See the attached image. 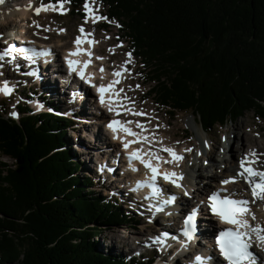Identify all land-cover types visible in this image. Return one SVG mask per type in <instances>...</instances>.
I'll return each instance as SVG.
<instances>
[{
	"label": "trees",
	"instance_id": "16d2710c",
	"mask_svg": "<svg viewBox=\"0 0 264 264\" xmlns=\"http://www.w3.org/2000/svg\"><path fill=\"white\" fill-rule=\"evenodd\" d=\"M98 1L155 82L147 91L172 116L192 112L206 132L251 110L264 121V0ZM67 2L84 15L85 0ZM26 98L19 118L0 112V152L22 160L0 161V264H152L153 254L100 249L102 229L134 228L137 216L78 173L73 121L33 111Z\"/></svg>",
	"mask_w": 264,
	"mask_h": 264
},
{
	"label": "rangeland",
	"instance_id": "374dc122",
	"mask_svg": "<svg viewBox=\"0 0 264 264\" xmlns=\"http://www.w3.org/2000/svg\"><path fill=\"white\" fill-rule=\"evenodd\" d=\"M40 3H52L56 5V2L52 0H38L37 4L39 5ZM83 5L81 7L82 11L84 8ZM89 5L90 7H93L91 9L95 15L106 18L107 7L105 5H103L97 0H90ZM57 7H59V5H57ZM63 8L67 9V11L60 12L48 10L41 11L39 14H37L34 9H32L28 17H24L22 21H15V25L8 28L7 32H11V36L15 38H19L20 36L38 38V35H40V38L38 39H45V37L49 36L51 39V44L54 45H56L58 40H60V44H57V48H59L61 50V53H63L62 47H71L72 42L74 41V37L77 35V33H80L79 26L83 25V27H86L87 30L93 32L94 35L98 36V45L96 46L99 48V52H101L100 56L104 59V61L108 62L109 67H121L122 64H124L123 62L125 60H130V62L127 63V78L123 81L121 89H123V92H127V95L131 100H135L136 102H138L139 105L143 104V108L145 110L143 108L141 109H143L147 113V115L149 114L148 116H151L150 119L149 117H147L146 122L148 124H151V126L155 128L154 130L156 132L154 133L155 135L160 137V139H158L159 141L169 142V144L175 145V147H177L178 149H191L192 154L185 158L184 162L182 163L183 167H187L193 164L194 169L196 168V175L200 172H203L204 174L202 175V177H204L206 175L209 164H211L212 161L215 164V166H213V171H217L221 175V170L224 169V165H227V171H231L234 168L233 165L239 158V154H244L250 151L252 147L253 149L254 147H259V149L257 148V150H261L260 152L256 153L261 157L260 164L264 167V121L258 119L255 116L253 110L246 111L243 116L239 117L235 121L227 122L223 126L219 125L210 132H206L202 128L199 117L193 114L192 112L177 111L176 114L172 116L171 112L168 111V108L164 107L163 105H160V102H158V100L156 99V93L150 94L149 91H147L155 82H151V80L149 79V72L147 68H145L142 61L132 54L133 52L130 48L129 38L120 28V23L118 21L114 20L110 22L107 21V23H104L105 19H98L95 21V23H93L91 16L87 21H85V19L79 16L78 14H74L70 3H64ZM83 17H85V15ZM99 22H101V24ZM37 24H39L40 27H37ZM61 28L64 29V31H59V29ZM3 29L5 30L4 27H0V38L3 36L4 33L6 34V30L2 31ZM113 52L116 53L115 55L111 56ZM129 52L131 53V57H128L126 55ZM105 58H110V60H106ZM99 61L100 60L98 59L97 63ZM11 71V69L4 70L3 73H1L0 71L1 83H3V76L6 75V73L7 76L11 74V78L15 80L17 79L19 74L15 76V74H12ZM51 82L53 83V79ZM58 83L59 82L57 81V88L58 85H60ZM25 84H33L32 88L36 86V84L32 82V80L26 81L23 79V83L19 86V89L22 88V86H24ZM27 88L28 87H25L26 92L23 89H17L15 93H10L9 96H7V94L2 95L0 93V112L4 113L6 116L19 118L20 115L12 116L11 113L18 112L16 105L19 101L21 102V100L25 99L27 96L28 98L31 97L30 93L27 91ZM39 88L43 92H46L48 90L52 91L50 88L48 89L44 85ZM55 89L54 93L56 95L54 94L52 96V101L56 105L60 106V110L63 115L67 116L71 120H73L74 118L73 125L71 123V125L67 128V136H69L70 143L72 144V149L77 153V155L80 154L79 160L82 161L84 165V172L80 170V172L78 173L80 175L91 174L92 176H95L99 180L98 183H95L93 186L94 192L100 193L104 196H110L114 199L118 198L123 208L127 209L128 212L137 216L138 223L134 228L116 226L106 227L102 229L103 232L99 235V240H101L99 242L101 245L100 249L102 250L107 247L111 255H126V257L128 258L135 257L140 254H142V256L144 257H147L149 254H153V256L155 255L159 257L161 255L160 251H147V249H149V246H147L146 244L142 245V243L145 240L146 236H148L147 234L150 232L149 229L153 228L156 233L160 232V226L166 222V219H163V217H155V219L152 221V224L149 225V222L147 220L150 219L149 215L151 216L153 214H151V212H144L143 210L141 211L135 205L131 206L126 201H123L128 197V195H126L125 193H123L124 191H122L125 186L120 185L119 188L122 191L121 193L117 191L115 187L109 184V178L107 179L104 178V175H99V172L94 169V164L97 161L95 158L96 156H94L93 153L87 155L85 151L83 152V150H85V147H82V143H86L85 138L83 136L86 132L83 133V130L84 128L90 129L91 126L89 127L88 124L93 121L88 116H85L84 120L81 119L79 115L75 116L72 110L79 107L77 102L72 107L69 96L64 92H61L63 95H57L58 91H55ZM46 96H49V92H46ZM35 106L37 108V102H35ZM133 121L135 122L136 120L133 119ZM194 128H197L199 130V133L201 132L205 136H208V141L210 142V144H212V146L215 145L214 148L216 149V153L215 155H213V158L210 155H208L209 157H205L203 151L197 152L198 147H200V141L198 140L197 132L194 131ZM156 129H158V131ZM245 130H247V132ZM244 132L245 136L249 138L247 145L243 143ZM74 133L76 135H73ZM242 143L243 145H241ZM86 144L88 148L89 143ZM224 155L228 158V161L220 162ZM0 161L8 163L11 166H15L17 164L16 159L10 156L3 155L1 152ZM107 166L109 167L110 165ZM114 177L110 178V180H115L113 179ZM209 181L212 182L211 179ZM204 194L206 193L204 192ZM124 203H126V205ZM255 213H257V211H255ZM262 221L264 224V217H262ZM202 226L205 227V225ZM140 229H142L143 232L145 230L144 235L138 234ZM151 233L152 232H150V234ZM10 235L11 233H9V236ZM122 238H125V240H123ZM95 239L97 240L96 237ZM101 242L103 244H101ZM256 249L259 251V253H264V247L257 246ZM160 257L162 261L166 264H183V260H181V254L168 255L162 253Z\"/></svg>",
	"mask_w": 264,
	"mask_h": 264
},
{
	"label": "bare ground",
	"instance_id": "6f19581e",
	"mask_svg": "<svg viewBox=\"0 0 264 264\" xmlns=\"http://www.w3.org/2000/svg\"><path fill=\"white\" fill-rule=\"evenodd\" d=\"M37 2H38V0H4V3L0 4V27L1 28L4 27L6 30V34L4 33L3 36L0 38V42L2 41V39L5 41H11V40L15 39V37L11 36V32L10 33L7 32L8 31L7 29L10 28L11 26H14L15 21H17V20L22 21L24 19V17H28V15L30 14V11L32 9H35L37 6H39L37 4ZM5 30L3 29L2 31H5ZM85 33H87V32L85 31ZM79 34H81V33H79ZM81 36H82L83 42L80 46H83V45L87 46L90 49L93 57L95 55H97L96 51H94L92 48V47L96 46L95 39L92 38L91 36L85 38L82 34H81ZM26 39H31V37L20 36L18 38V40L20 42L21 41L23 42ZM88 39L94 40L95 43L92 45H89L87 42ZM59 41L60 40H58L57 44L59 43ZM57 44L53 45L56 47L54 49L56 54H55V59H54L55 62H53L51 64V65L57 64V67L56 68H50V67H47V66H49V64H44V62H42V64H41L42 67L40 68V72H39L40 78L43 77V80L49 79L44 83V86H46V88H48V89L50 88L52 91H54V89L56 88L55 83H57V81H58L56 78H54V79H56V81H53V83H52L51 81L53 79V76H54L55 72H61V70L63 68L62 59L60 57L61 50L59 48H57L58 47ZM61 45H62V43H61ZM76 47L77 46L74 44L71 47H65L64 46L62 48H63V50L65 49L64 52L65 51L69 52V50H74V49H76ZM79 56L83 57L84 54L81 53ZM97 57H101V56L98 55ZM74 60H77V59H74ZM99 60L101 61L100 63L102 65H104V63H103L104 59L102 58ZM96 64H97V61H95V63H93V66H92L93 68L91 69V71L89 70L90 73H93V76L91 77L92 82L93 81L102 82L105 80L113 81V80L118 79L117 77H115L113 75V71L114 70L120 71V69H121L120 67L114 66L112 68V70H108L106 68H103V71H100L101 67H97ZM79 66H80V64L78 65V67ZM87 71H88V68H86V72ZM122 74H123V71L121 72V75ZM80 80H81L80 77L74 73V79L71 83H69L65 87L66 88L65 93L69 96V98L72 102V107H73V105H75L76 102L79 105V107H77L76 109L72 108L73 109L72 112H74L75 116L79 115L80 118L83 120L85 119L84 118L85 116H88L93 121V122H90L88 124L89 127L91 126L90 129L84 128V130H83V133L86 132L85 135L82 134L85 138V142L89 143L88 148H87L86 143L85 144L82 143V147H85V150H83V152L85 151V153H87V155H89L90 153H93L94 156H96L95 158L97 161L94 164V169L96 171L103 173L106 176V178H109V184L112 185L113 187H115L117 189V191H119L121 193H122V191H124L123 193L127 194V192H129L128 187L136 186L137 183L140 181H146V179L150 175V172L144 167L143 164L139 163L138 161H134L136 170H133L129 166L128 159L125 155L126 151H131L133 148H142V150L146 153V158L151 156L152 154H155V155H158L159 157H161V160L158 161V163H164L163 161L170 160L171 156L169 153L165 154V152L163 151L161 146L171 147L177 153H180L183 155V159H181L179 161H173L172 163H164L166 165V167L165 166H159V170H160V168H163L162 171H168V172L174 171L176 173H183V179L179 181V183L181 184V187H175V186L171 185L168 188L174 192H180V190L183 188L192 189V191L187 190V193L188 192L192 193L191 196H189V195H186V196L181 195L180 196V204H178L177 207H179V206H181V207L183 206L184 208L189 207V206L191 207V206H193V202H199L201 200H206V196H203L202 190H205V192H209L210 190L212 191L213 187H215V186L216 187L222 186L227 191L234 189L233 183L229 182L228 184H222L221 181L227 179L228 177L235 176L236 173H237L236 177L239 178V175H238L239 165L237 166V164H236L237 162H235V164L233 165L234 168L231 171H227L228 170L227 165H224V169L221 170L222 174L220 175L217 171H213V166H215V164L211 161V164H209V167L207 169L205 176H207L208 178H211V180L213 182L216 181V183H212L215 186H211L210 182H207L204 184L205 180L202 179V175L204 174L203 172L202 173L200 172L196 175V173H197V172L195 173L196 168L194 169L193 164H191L189 166L186 165L187 167H183V165H182L185 158H187V156H190L192 154L191 153L192 151H185V148H184V150L183 149H177V148L172 147V145L169 144V142L159 141L158 139H160V137H158L154 133V132H156L154 130L155 128H151L150 125L146 122L147 117H149V119H150L151 116H148L149 114L148 115L146 114V112L144 111L145 109L143 108V104L139 105L138 102H136L135 100L130 103L129 102L130 99L119 100L118 103L122 104L124 109H131V111L120 110L118 112H114V114H109L102 107L104 105H106L108 107V104L105 103L104 105H101L99 103V97L96 95V93L93 91V89H91V85H89L88 83H86L85 85H80L78 82ZM9 81H10L9 86L13 90L15 88V87H13V85H15V79H13L9 76ZM0 84H3V83L0 82ZM2 86L0 85V87H2ZM36 86H37V84H36ZM42 86H43V84H41L39 87H42ZM50 86H52V87H50ZM74 88H77V90L75 92L73 91ZM31 89H33V88L31 87ZM14 91H15V89H14ZM55 91H56V89H55ZM0 93L2 95H5V93L3 91H0ZM57 95H61V94L59 92H57ZM86 95H91V98L88 99V97ZM121 97H125V95L121 94ZM134 106H137L140 109L143 108L144 110L142 109L140 112H143L144 115H134L133 114L134 113V108H133ZM96 117L100 118V120L95 121L94 119ZM112 119H118L120 121H132L133 123L129 124L128 127H130L133 131L140 133V135L146 137L147 139H145L141 142H138V143L131 144L127 150L124 149L122 146V143L119 139H113L112 138L113 133L107 127L108 122ZM133 119H135L136 121H140V123L143 125V131L139 127H137V125L135 123L136 121L134 122ZM83 122H86V121H83ZM156 130L158 131V129H156ZM194 131L197 132V137H198V140L200 141V147H198L197 152L203 151L205 156L209 157L208 155H210L213 158V155H215V153H216V149L214 148L215 145L212 146V144H210V142L208 141V136H205L201 132L199 133V130L197 128H194ZM245 131L247 132V130H245ZM101 132H103V133H101ZM73 135H76V134L74 133ZM119 135H124L125 139H127V140L135 139L132 136L125 135L123 132H120ZM243 137H244L243 143L247 145L249 138L247 136H245V132L243 134ZM243 143L241 145H243ZM108 146H110L109 147L110 149L106 150V148ZM257 148L259 149V147H256V148L254 147V149L252 147L251 149L254 151L260 152L261 150H257ZM149 150H151V151H149ZM251 153L246 152V154H249V158H251ZM243 155H245V154H242L241 156L239 154V156H238L239 159ZM117 156H119L120 158H123L125 160V162L123 164L118 163L117 162V160H118ZM101 159H103V160H101ZM199 159H198V161H199ZM98 161H99V165L96 164ZM227 161H228V158L224 155L220 162H227ZM152 162L154 163L156 161H152ZM107 165H110V166L108 167ZM125 168H130V172H128V173L125 172V174L122 177H120L121 176V170L125 169ZM261 169H263V168H261ZM114 176H117V177H114ZM112 177H114L113 179H115V180H110V178H112ZM161 180L163 181L164 179L162 178ZM120 185L125 186L122 189V191L119 188ZM198 185H202V186H198ZM153 199H154V201L152 202V205L150 204V206L154 207L153 210L155 213L158 209H159L158 211L166 209L164 205L156 203L155 200H157V199H155V198H153ZM190 199L192 200V202H188ZM251 199L254 200L255 198H251ZM255 211H257V213H255ZM251 212L254 213L255 219H253L252 216H250V215L247 216L249 223L252 225H255L258 223V224H261L262 226H264L263 221H262V217H264V201L258 199L257 204L253 206V208L251 209ZM175 213L176 212H174V214H172L173 217L176 216ZM209 219H210L213 227H215V228L218 227V223L216 221H214V219H215L214 217L209 216ZM174 221H176V220H170L169 219L168 225L163 226L161 229L169 230L170 232H173L175 230V228L177 227L176 223H174ZM156 223H157V221H156ZM202 225H204L203 222H201V229H200L201 234L203 235V240H200L201 242L198 243V245L200 248H202L203 244L206 247L209 245L208 249L210 251L211 250V246H210L211 244H209L210 240L208 239V235L210 233H208L206 228L203 227ZM209 228L210 227H208L207 229H209ZM149 230L151 232H153L154 229L150 228ZM144 232H145V230H144ZM144 232L142 229H140L138 234L144 235ZM135 233H137V232H135ZM158 234H161V231H160V233L158 232ZM252 236L254 237L256 235L253 234ZM122 239L125 240V238H122ZM172 251H173V253L175 251H178L179 253L181 252V255H183V256L187 255L186 257L191 256L190 255L191 253L190 252L188 253L187 248H184L183 246H178V247L174 248ZM183 251H185V252H183ZM212 253H213V250H212ZM195 255L197 256L198 254H195ZM183 256L181 257V260H185V257H183ZM172 257H174V256H172ZM188 262L189 263L193 262L194 264H196V261H195L193 256L190 257Z\"/></svg>",
	"mask_w": 264,
	"mask_h": 264
},
{
	"label": "snow or ice",
	"instance_id": "6c2138e0",
	"mask_svg": "<svg viewBox=\"0 0 264 264\" xmlns=\"http://www.w3.org/2000/svg\"><path fill=\"white\" fill-rule=\"evenodd\" d=\"M67 0H56V5L52 3L44 4L40 3L34 11L39 14L42 10L43 11H67V9L63 8V4L66 3ZM4 3V0H0V4ZM59 5V7H57ZM30 6V5H29ZM85 10V21L92 17V22L95 23L98 19H106L105 17H101L95 15L88 3V0H85L84 4ZM35 23V22H34ZM40 27L39 24L36 25ZM59 31H64V29H59ZM79 32L85 37H90L92 33H85L83 25L79 26ZM82 36H76L75 40L73 41L76 44L75 53L86 52L89 57L92 56L90 49L81 48L80 45L82 44ZM89 45L95 43L94 40L88 39L87 40ZM14 46L8 45L5 49L4 53H0V59L4 58V55L8 53ZM24 53H32L33 55H47L50 54V50L48 49H40L36 50L34 48L28 47L21 49ZM70 55L73 54L72 50H69ZM128 57H131V53L126 54ZM31 58V57H29ZM68 64L69 72H73L80 77L85 83L90 84L92 87L95 88L96 92L99 96V103L104 105L106 102L108 104V111L109 112H118L120 110L124 111H131V109H124L122 104H119V100H127V97H121L119 94L123 91V89H116L115 84L119 83V79L121 77V72L126 71L127 69L121 68L120 71H113V75L118 79L114 81H109L107 85L104 83L99 84L98 86L93 84L91 77L93 73H86L84 67L77 68L75 65L81 63L80 61L74 59H68V57L64 58ZM97 59H102V57H97ZM91 61L87 60L84 61V65H88ZM130 60H125L123 63L127 64ZM100 71H103V66H101ZM138 87V85H137ZM0 91H3L5 94H9L12 91V88L9 86L7 81L3 82V86L0 87ZM106 93H112L111 95H106ZM134 115H144L143 112H134ZM12 116H16V112L11 113ZM133 123L132 121H120L118 119H112L108 122L107 127L112 131L113 139H119L122 143L124 149H128L129 146L133 143L141 142L146 137L140 135L133 131L129 124ZM137 127H139L143 131V125L140 121L135 122ZM120 132H123L125 135L132 136L135 139L127 140L125 139L124 135H119ZM206 143V142H205ZM163 151L170 154L171 159L163 161L164 163H172L173 161H179L183 159V155L177 153L171 147L161 146ZM151 151V150H149ZM185 151H191V149H185ZM199 154V153H198ZM129 166L136 170L134 161H138L139 163L143 164L146 169L150 171V175L148 176L146 181L138 182V184H147L148 187L151 189L150 195H162L163 190L157 184V177L160 176L166 181H170L171 184L175 185L176 187H181L179 183L180 180L183 179V173H176V172H168V171H160L159 170V163H153L152 161H160L161 157L158 155H151L146 158V153L142 150V148H133L131 151H126L125 153ZM253 159L249 158V154L243 155L239 159V176H243L249 183L252 191V195L256 199H260L264 201V171L257 170L256 168L252 167L251 165L255 162V158H257V154L253 150L251 153ZM255 177H259V179H254ZM236 179L235 176L228 177L227 179L221 181L222 184H228L230 181H234ZM187 194V193H186ZM175 200V196L172 195L170 199L164 200L163 203L168 204L172 203ZM208 202L213 213H216L222 221H225L229 225H234L235 227L225 228L223 231L219 233L216 237V244L220 249V255L226 261V264H256V256L255 254L250 251V244H251V236L253 234L256 235L257 241L259 242V246L264 247V226L261 224L252 225L249 223L247 216H252L255 219L254 213L251 212L250 208L248 207L249 201L246 199H235L231 198L229 195L220 196L217 191H213L208 196ZM159 210V209H158ZM195 217H196V210L193 209L188 215L185 217L184 220V228L182 229L184 236L191 240L193 237V232L195 230ZM164 236H167L168 233H164ZM159 239V237L157 238ZM210 257H205L203 255H197L195 257L196 264H208L210 261Z\"/></svg>",
	"mask_w": 264,
	"mask_h": 264
},
{
	"label": "water",
	"instance_id": "95a60500",
	"mask_svg": "<svg viewBox=\"0 0 264 264\" xmlns=\"http://www.w3.org/2000/svg\"><path fill=\"white\" fill-rule=\"evenodd\" d=\"M17 163L20 165V163L22 162V160L19 158L18 160H16Z\"/></svg>",
	"mask_w": 264,
	"mask_h": 264
}]
</instances>
